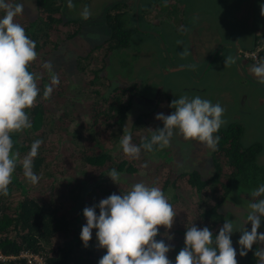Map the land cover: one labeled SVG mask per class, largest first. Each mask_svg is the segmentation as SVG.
Wrapping results in <instances>:
<instances>
[{"label": "rangeland", "instance_id": "rangeland-1", "mask_svg": "<svg viewBox=\"0 0 264 264\" xmlns=\"http://www.w3.org/2000/svg\"><path fill=\"white\" fill-rule=\"evenodd\" d=\"M118 1L121 0H88L87 3L81 1L77 4L72 3L74 7L69 9L68 0H63L62 23L51 33L50 38L46 37L50 41L47 44L48 53L41 54L34 62L35 67L42 70L45 69L43 63L50 61L53 65L52 72L57 74L60 80V84L56 86L59 92L54 88L51 98L46 102L53 107L54 113L51 116L55 123L46 120L40 128L48 136L47 141H43L45 147L42 148L41 145L39 149L41 155L46 156L47 153L46 158L49 160L40 169L44 174L43 185L48 182L47 177L50 173L56 176L70 175L83 163L79 157V149H75L74 154L69 155L70 150L61 143L60 136L77 126V118L85 108L87 110L90 101L97 100L102 104L97 98V91L107 92L111 88V83L126 84V77L114 71L115 67H120L119 56L110 59L111 53L107 55L109 51L103 43L109 33L104 13ZM122 1L128 5L134 2L137 5L139 2ZM7 2L13 5L23 4V13L15 18V22L21 25L24 19L26 23L37 16L35 0ZM85 6L91 12L88 20L81 16ZM262 7L264 0H178V2L142 0L140 22L143 24L140 28L144 31L134 37L126 47L128 54L125 56L130 61L128 67L130 69L127 70H132L130 72L138 80L143 79L140 89L153 95L158 92V86L154 83L156 87L152 86V81L151 85H147L145 79L150 81L154 76L151 73L155 72L162 80L164 90L158 96L145 93L137 96V101H133L128 110L120 137L125 131L131 134L134 144L140 145L145 136L155 135L158 129L164 127L163 122L156 119L158 114L170 115L175 111L170 107V96L172 101L185 95L190 99L199 96L213 104L219 103L225 109L222 117L224 127L239 122L244 128V139L258 140L261 143L258 162L264 164V84H261L250 71L253 64L264 59V54L259 55L257 60L243 55V50L254 49L264 37ZM40 41H43V38ZM229 56L235 63L226 66L225 59ZM160 62L162 64L168 62L169 68L163 71ZM103 74L110 78L104 77ZM74 96L81 98L74 101ZM153 104L157 105V108L151 111ZM149 110L151 112L149 116L145 115L144 124L134 123L138 113ZM63 112H66V116L61 118L60 114ZM100 136H105V133H101ZM113 140L106 139L104 144L106 151L110 152L116 161L125 160L124 166L132 163L136 168L133 182L141 176L144 180L147 170L158 167L155 165L156 162L160 168L151 176L152 186L162 189L165 180L172 181L169 182L172 185L171 191L164 192L168 199L171 198L173 191L179 196L173 206L177 216L172 228H190L193 224L200 229L203 228V220L199 213L204 209L206 202H212V199L203 197L199 200V194L186 183L183 176L178 174L195 169L202 176L209 177L214 169L212 154L216 152L199 141L185 140L178 130L172 137L169 147L162 150L157 148L153 152L142 149L139 159L125 155L120 140L116 143ZM78 142L80 145L73 143L81 146L83 140L79 139ZM163 150L166 151V161L163 156L157 154V151L160 153ZM223 160L220 158V162ZM84 167L88 169L86 174H82L84 176L95 170L87 164ZM108 173L102 176L100 182L103 186L108 184L112 190L117 191L119 184H110L113 180L107 176ZM252 191L240 192V196H229L221 206L226 220L233 221L234 230L237 231L231 237L236 250L240 248L238 241L242 233L239 231L250 229L251 226L242 213L244 209H248V212L250 210L249 204L253 202ZM123 193L126 192L120 191V195ZM87 195L88 193H84L85 201L91 200L93 196L86 197ZM94 196H99V192ZM244 196H247L246 201L241 198ZM13 198L14 201L15 196ZM261 226L259 232L264 233V221ZM217 227L220 226H213V229ZM172 228L168 230L160 227L156 239L162 236L167 240L164 242L169 245L177 242L175 238L171 240L167 238V235L174 236L170 233ZM173 250L172 246V250L167 254L169 259L174 254Z\"/></svg>", "mask_w": 264, "mask_h": 264}, {"label": "trees", "instance_id": "trees-1", "mask_svg": "<svg viewBox=\"0 0 264 264\" xmlns=\"http://www.w3.org/2000/svg\"><path fill=\"white\" fill-rule=\"evenodd\" d=\"M81 1L88 2V0H72V3L77 4ZM176 1L178 2V0ZM141 2L142 0H139L137 5L135 2L128 5L121 0L113 3L104 13V21L109 28V33L103 43L106 50L109 51L107 55L111 53L110 59L119 56L120 67H115L114 71L126 77V84L114 85L111 83V88L107 92L106 90L104 92L97 91V98L104 105L102 106L97 100L90 101L91 104H88L87 110L85 108V111L81 112V116L79 115L80 117L77 118V126L60 136L61 143L70 150L69 155H73L75 149H79L82 165L75 172L66 176H56L50 173L47 177L46 184L48 185H43L44 174L40 169L49 160L47 153L46 156L41 155L39 150L38 156L34 158L33 168L35 174L40 178L39 183L36 185L29 181L26 183L22 166L18 164L9 186V194L7 196L0 195V250L4 255L9 256L5 260L0 259V264H29L26 257L19 255L20 252L26 250L42 253L48 264H99V260L106 254V249L100 248L98 245L97 230H93L92 239L87 247L80 238L82 227L87 222L83 215L85 207L98 205L102 199L113 193L120 195V191L127 192L132 185L138 182H143L146 185L149 183L148 186H152L151 176L160 168L158 162L155 163L158 166L156 169L147 170L144 180L141 176L133 182L136 168L132 163L129 162L124 166L125 160H114L113 155L106 151L104 146L106 139H114L115 143L120 140L128 110L132 102L137 101V96L140 93L158 96L164 90L163 82L155 72L151 73L154 76L150 81L145 79L147 85H151L152 81V86L154 84L158 86V92L153 95L149 91L140 89L143 79L142 81L138 80L130 72L132 70H127L130 69L128 68L130 61L125 56L128 54L126 47L130 45L134 37L136 38L141 31H144L140 28L143 24L140 22ZM35 4L38 10L37 16L26 23L24 19L22 26L25 28L26 35L36 42V51L39 57L41 54L47 55L49 50L47 44L50 41L46 37L50 38L51 33L62 23L63 0H35ZM3 15V11L0 10V17ZM42 38L43 41H40ZM134 47H136L135 44ZM262 54L264 52H261L260 55ZM105 64L106 61H104ZM160 64L162 63L160 62ZM162 66L161 68L165 71L170 65L166 62ZM110 67L114 66L110 65ZM29 71L35 72L41 77L38 80L40 94L36 105L27 110L32 127L23 132L12 134L13 152H18L20 159L24 157V154L27 155L30 152L31 144L35 140L47 141L48 136L40 128L46 120L53 121L51 114L54 113L52 105L46 103L48 99H43V91L45 86L51 82V74L47 69L39 70L35 67L34 62ZM96 73L95 76H97ZM104 77L110 78L107 74ZM53 87L56 88V86ZM80 98L74 96V101ZM171 98L172 96L169 98L172 102ZM155 108L157 105L153 104L151 111ZM151 111L138 113L134 123L144 124L146 122L145 115L149 116ZM64 116H66V112L60 114L61 118ZM243 129L241 123L233 122L226 127L222 125L219 131L214 134L220 139L217 149L214 151L216 154H212L214 169L209 177L202 176L195 169L178 174L183 176L186 183L199 194V200L203 197L212 199V202H206L199 216L203 220V228L209 227L214 234H218L220 227L226 221V215L221 206L229 196H240V192H249L255 187L264 185V164L258 162L261 143L258 140L244 139ZM101 133H105V136H100ZM150 138L151 136L147 135L141 142L150 140ZM79 139L83 140L81 146L73 143L79 144ZM43 147H45L44 143ZM157 154L163 156L166 161V151L163 150L160 153L157 151ZM218 154L220 156H217ZM220 158L224 160L220 162ZM107 161L108 163H106ZM86 164L95 170H91V174L88 173L87 176H84L82 174H86L88 170L84 167ZM112 169H116L120 174L117 183L114 181L110 183L119 184L117 191L112 190L108 184L103 186L100 182L102 176ZM169 182L172 181H164L163 192L171 191L172 185ZM98 192L99 196H94ZM84 193H88L86 197L93 196L91 200L85 201ZM171 194L172 196L168 200L174 206V202L178 200L179 196L174 191ZM14 196L15 200L13 201ZM245 197L247 196L241 198L246 201ZM96 212L99 215V208L96 209ZM248 213V209H244L242 216L247 217ZM216 225L220 227L213 229V226ZM186 230L187 227L179 229L175 227L170 232L174 234L172 237L177 240L172 243L169 241L174 248V254L170 259L173 264H175L179 251L185 247ZM248 230H251V226ZM159 240L167 241L162 236L158 237ZM256 248L258 245H253L252 251H249L245 257L239 255V248L237 250L238 264H258V258L254 256Z\"/></svg>", "mask_w": 264, "mask_h": 264}, {"label": "clouds", "instance_id": "clouds-1", "mask_svg": "<svg viewBox=\"0 0 264 264\" xmlns=\"http://www.w3.org/2000/svg\"><path fill=\"white\" fill-rule=\"evenodd\" d=\"M68 7H74L72 0H68ZM0 10L4 13L0 17V195L7 196L18 164L31 184L39 183L40 178L33 168L43 140H35L30 152L20 159L19 153L13 152L12 134L32 127L27 110L36 105L41 77L29 71L38 58L36 42L26 35L21 24L15 22V18L23 13V4L13 5L7 0H0ZM261 15L264 16V7L261 8ZM81 16L84 20L90 18L87 6ZM233 63L235 60L231 56L225 59L226 66ZM42 66L51 74V82L43 91V99L47 100L51 98L53 86H58L60 80L52 72L50 61ZM250 71L264 84V59L253 64ZM170 107L175 109L170 115L160 113L156 116L164 127L158 129L150 140L134 144L131 134L124 131L120 145L125 155L139 159L142 149L153 152L157 148H167L177 130L185 140L199 141L213 151L217 149L220 137L214 134L224 123L222 117L225 112L219 103L213 104L199 96L190 99L185 95L173 100ZM144 166L147 167L146 164ZM107 176L115 183L120 179L116 169H112ZM251 196L253 202L249 204L247 215L251 230L245 228L239 231L242 233L238 241L239 255L245 257L252 251L253 245H260L254 256L258 258V264H264V233L259 232L264 218V185L253 190ZM83 215L87 222L82 227L80 238L85 247L96 229L98 245L106 249L99 264H173L167 255L172 246L156 239L160 227L170 230L177 216L160 187L135 183L122 195L113 193L98 205L85 207ZM235 232L231 220L224 222L218 234H214L209 227L200 229L195 224L187 227L185 247L176 256L175 264H238L237 250L231 239ZM167 238L173 239L170 235Z\"/></svg>", "mask_w": 264, "mask_h": 264}, {"label": "built area", "instance_id": "built-area-1", "mask_svg": "<svg viewBox=\"0 0 264 264\" xmlns=\"http://www.w3.org/2000/svg\"><path fill=\"white\" fill-rule=\"evenodd\" d=\"M261 52H264V37H262L257 46L254 49H250V50H243V55L247 58H251L254 60H257L259 58V55L261 54ZM260 53V54H259ZM19 255L26 257L27 262L29 264H48L45 261L44 256L42 255V253H34V252H30V251H22L19 253ZM6 256L4 255L1 251H0V259L5 260ZM12 257V256H10Z\"/></svg>", "mask_w": 264, "mask_h": 264}, {"label": "crops", "instance_id": "crops-1", "mask_svg": "<svg viewBox=\"0 0 264 264\" xmlns=\"http://www.w3.org/2000/svg\"><path fill=\"white\" fill-rule=\"evenodd\" d=\"M177 68V67H176Z\"/></svg>", "mask_w": 264, "mask_h": 264}]
</instances>
